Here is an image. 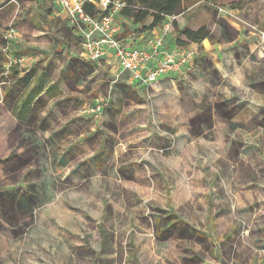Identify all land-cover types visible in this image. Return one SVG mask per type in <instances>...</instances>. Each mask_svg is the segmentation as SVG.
I'll return each mask as SVG.
<instances>
[{
  "label": "rangeland",
  "instance_id": "374dc122",
  "mask_svg": "<svg viewBox=\"0 0 264 264\" xmlns=\"http://www.w3.org/2000/svg\"><path fill=\"white\" fill-rule=\"evenodd\" d=\"M23 4L25 23L0 22V264H264V0H185L177 31L211 32L209 46L165 32L167 47L195 51L190 70L144 89L100 61L54 100L16 68L47 59L26 25L48 30L60 8ZM123 20L119 38L138 39Z\"/></svg>",
  "mask_w": 264,
  "mask_h": 264
},
{
  "label": "built area",
  "instance_id": "2783aa9c",
  "mask_svg": "<svg viewBox=\"0 0 264 264\" xmlns=\"http://www.w3.org/2000/svg\"><path fill=\"white\" fill-rule=\"evenodd\" d=\"M54 1L60 8L58 16L69 22L80 37L83 56L95 61L111 59L117 68V76L125 74L135 86L146 89L166 77L177 78L194 65L195 51L165 44V32L172 28L176 16L163 24L162 31L155 27L142 32L141 42L133 44L135 35L119 38L121 29L117 18L126 5L124 0ZM17 37V29L10 26L4 36L6 51ZM22 61H25L24 56L15 57L11 63Z\"/></svg>",
  "mask_w": 264,
  "mask_h": 264
},
{
  "label": "crops",
  "instance_id": "0c3cea01",
  "mask_svg": "<svg viewBox=\"0 0 264 264\" xmlns=\"http://www.w3.org/2000/svg\"><path fill=\"white\" fill-rule=\"evenodd\" d=\"M25 1L27 0H0V6L2 5L7 6V9L5 10V12H2V11L0 12V22L4 23L5 21L7 22L8 19H12L15 17L18 20H20L21 23H25L28 19L27 13H24L23 12L24 9H22V5H24L23 3H25ZM58 17H59L58 12L48 17L49 26H50V29L48 30L40 29L35 23L34 17L30 19L32 23H31V26L26 25L29 28L27 29L29 31H32L33 34H36V37L37 35H43L45 37L44 43L47 44L48 49L45 48L47 49V51L42 50L41 53L48 54L47 59L40 63L36 59L38 56H35V60L37 62H35L34 65H31V64L26 65V69L19 68V67L16 68V76L20 77L21 79L27 76L31 72L34 73L30 83L27 85L28 87L26 86L27 87L26 89H29L30 86L34 85V83H36L39 80L41 81V86L38 88L39 90L38 94L45 93L46 95H48L49 100H54L58 96L64 95L69 89L70 90L74 89V85L76 86L77 82L73 81L74 79L72 78L77 77L78 75H84V76L88 75L89 77H92V78L96 77L98 73L100 71H103L105 67L104 65H102L100 61L112 62V60L109 58L95 61V60H91L83 56L82 54L83 48L81 46L80 37L75 33L74 29L72 28V25H70L69 22L66 21L65 24L58 23L59 22ZM123 19L124 17L122 15H120L117 18V24L121 29V33L124 31L123 30V21H124ZM151 21H152V18L148 17L145 21L139 24H134V25L138 27L140 25L149 24ZM194 30H197V29H194ZM61 32L64 36L61 35ZM142 32L144 31L140 30L138 33L141 34ZM227 36H228V39H230L233 42L239 41L238 42L239 45L235 44L229 47V49L236 52L237 54L236 56H238L239 58L242 57V55H239L241 54L240 50L243 48V45H245L242 42V38H243L242 34L238 33V31L234 32L233 34H230L228 30ZM208 38H210V36ZM141 40L142 38L140 37L136 39L133 42V44H138L141 42ZM175 45H177L175 44V42L174 43L171 42L170 44L171 47H175ZM0 46L3 47L4 45L0 43ZM23 56L24 55L21 53V50H20L19 53L17 52L16 58H21ZM14 63L15 65H19V64L21 65L24 63V61L14 62ZM3 64L5 67H8L9 62L3 61ZM10 64H12L11 61H10ZM38 66L41 68V70L37 68ZM51 69L58 71L57 76L54 75V71L52 72ZM256 70L264 71V66H256ZM262 77L264 79V73ZM127 79L128 78L123 79L122 81H128ZM263 79L257 80V83L261 84L260 88L262 90L260 89V91L262 92H264L263 91L264 90V80ZM113 81L117 82L118 80H116L115 78ZM130 85H133L131 81H130ZM36 99H38V96L35 97L34 99L33 97H30L26 101L31 102V100H36ZM28 105L29 104L27 105L23 104L22 106H20L21 108H19L18 113H15V115L16 116H22L25 114L29 115L30 112L28 111L30 110V108ZM257 105H259V103L255 105L256 109H257Z\"/></svg>",
  "mask_w": 264,
  "mask_h": 264
},
{
  "label": "trees",
  "instance_id": "16d2710c",
  "mask_svg": "<svg viewBox=\"0 0 264 264\" xmlns=\"http://www.w3.org/2000/svg\"><path fill=\"white\" fill-rule=\"evenodd\" d=\"M125 7L121 10L120 15L131 20L133 24H139L145 21L148 17L152 18L149 24H144L136 27V30L147 31L155 27L165 24L172 16H178L183 12L185 0H124ZM88 8V7H87ZM174 31L179 29V22L177 19L172 20ZM188 42L201 44L205 40L206 46L210 43L206 39L210 36V31L207 26H202L197 30L189 27H184L178 31ZM178 44H185L186 41L176 38ZM175 43V44H177ZM34 73H29L23 77L21 81L28 85Z\"/></svg>",
  "mask_w": 264,
  "mask_h": 264
},
{
  "label": "flooded vegetation",
  "instance_id": "af4514ba",
  "mask_svg": "<svg viewBox=\"0 0 264 264\" xmlns=\"http://www.w3.org/2000/svg\"><path fill=\"white\" fill-rule=\"evenodd\" d=\"M254 86L256 88H260L261 87V84L260 83H255ZM221 108H222V106L219 107V109H221ZM224 116L229 117V115H224ZM258 123H260L261 125L262 124L264 125V119L261 122H258Z\"/></svg>",
  "mask_w": 264,
  "mask_h": 264
}]
</instances>
